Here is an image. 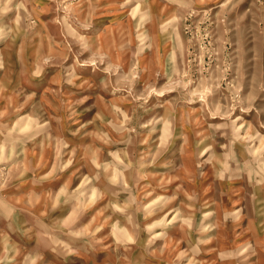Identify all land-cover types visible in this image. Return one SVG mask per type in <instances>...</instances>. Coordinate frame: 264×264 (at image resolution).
<instances>
[{
    "label": "rangeland",
    "instance_id": "374dc122",
    "mask_svg": "<svg viewBox=\"0 0 264 264\" xmlns=\"http://www.w3.org/2000/svg\"><path fill=\"white\" fill-rule=\"evenodd\" d=\"M0 264H264V0H0Z\"/></svg>",
    "mask_w": 264,
    "mask_h": 264
}]
</instances>
